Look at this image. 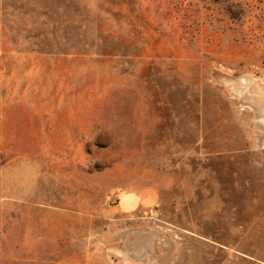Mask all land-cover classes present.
Here are the masks:
<instances>
[{"label":"rangeland","instance_id":"rangeland-1","mask_svg":"<svg viewBox=\"0 0 264 264\" xmlns=\"http://www.w3.org/2000/svg\"><path fill=\"white\" fill-rule=\"evenodd\" d=\"M0 264H264V0H0Z\"/></svg>","mask_w":264,"mask_h":264}]
</instances>
